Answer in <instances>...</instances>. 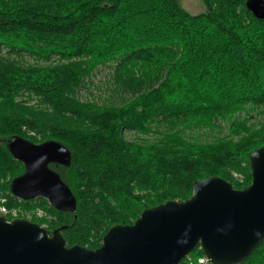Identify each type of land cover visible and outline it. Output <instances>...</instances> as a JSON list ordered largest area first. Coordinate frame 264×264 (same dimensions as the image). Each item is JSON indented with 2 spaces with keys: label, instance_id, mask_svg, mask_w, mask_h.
I'll list each match as a JSON object with an SVG mask.
<instances>
[{
  "label": "trees",
  "instance_id": "16d2710c",
  "mask_svg": "<svg viewBox=\"0 0 264 264\" xmlns=\"http://www.w3.org/2000/svg\"><path fill=\"white\" fill-rule=\"evenodd\" d=\"M200 1L194 14L181 0H0V196L9 209H42L47 216L31 221L67 227L69 247L97 249L113 225L187 199L198 180L252 182L249 157L264 146V124L238 115L264 106V20L248 0ZM101 66L112 69L114 101L90 92ZM224 121L225 137H189ZM125 131L158 138L132 141ZM14 137L68 148L70 165L50 167L73 192L75 212L12 194L26 171L8 148ZM189 257L205 256L198 248ZM243 264H264V240Z\"/></svg>",
  "mask_w": 264,
  "mask_h": 264
},
{
  "label": "water",
  "instance_id": "95a60500",
  "mask_svg": "<svg viewBox=\"0 0 264 264\" xmlns=\"http://www.w3.org/2000/svg\"><path fill=\"white\" fill-rule=\"evenodd\" d=\"M264 20V0H248ZM26 171L11 183L25 201L46 199L58 211L75 212L77 200L51 163L68 166L71 153L54 140L8 141ZM252 182L242 189L218 176L194 183L185 200L145 209L132 224L113 225L97 249L68 246L63 226L50 231L27 218L0 214V264H182L201 248L211 264H243L264 240V146L250 154Z\"/></svg>",
  "mask_w": 264,
  "mask_h": 264
},
{
  "label": "rangeland",
  "instance_id": "374dc122",
  "mask_svg": "<svg viewBox=\"0 0 264 264\" xmlns=\"http://www.w3.org/2000/svg\"><path fill=\"white\" fill-rule=\"evenodd\" d=\"M181 3L183 7L188 11H190L191 13L197 14L204 11V6L202 5L200 0H181ZM26 62L29 64H33L34 60L28 58ZM99 68L100 70L97 69L96 74H94L93 77L94 85L92 87L90 86V90H91L90 92H92L95 95V98L99 99L100 102L114 101V99L110 98L111 97L110 90L107 89V85H109V82L111 80L110 73L112 72V69L110 68V66H101ZM82 96L83 99H85L86 97H90L88 91H82ZM121 101L122 100H120L119 98L115 99V102L120 103ZM238 116L241 118H247L249 120L250 125L255 129H257L264 124V106L249 105ZM228 133H229V121H224L221 122L220 125L207 128L201 131H193L188 134L190 138L197 141L213 142L214 140L227 136ZM124 134L128 140L140 141V142H155L157 141L158 138L157 133L154 132L149 135H142L131 131H125ZM233 176L240 183H243L245 181V177L243 174L233 173ZM4 199L5 196H0V204L6 205L5 204L6 201H3ZM10 216L11 218H27L31 220L33 217L44 218L47 216V213L42 209H38L36 212L33 213L30 211H25L21 208H13L10 209ZM43 226L47 227V225H43Z\"/></svg>",
  "mask_w": 264,
  "mask_h": 264
},
{
  "label": "built area",
  "instance_id": "2783aa9c",
  "mask_svg": "<svg viewBox=\"0 0 264 264\" xmlns=\"http://www.w3.org/2000/svg\"><path fill=\"white\" fill-rule=\"evenodd\" d=\"M3 201H6V199H4ZM0 214H4V215H6L8 217H11L10 216V209L4 204H0ZM188 260L190 262L189 264H192V261H191L190 257H188ZM207 262H208V260H207L206 257H202V258L199 259V263H201V264H207Z\"/></svg>",
  "mask_w": 264,
  "mask_h": 264
},
{
  "label": "flooded vegetation",
  "instance_id": "af4514ba",
  "mask_svg": "<svg viewBox=\"0 0 264 264\" xmlns=\"http://www.w3.org/2000/svg\"><path fill=\"white\" fill-rule=\"evenodd\" d=\"M52 164V163H51ZM55 166H58V164L53 163Z\"/></svg>",
  "mask_w": 264,
  "mask_h": 264
}]
</instances>
